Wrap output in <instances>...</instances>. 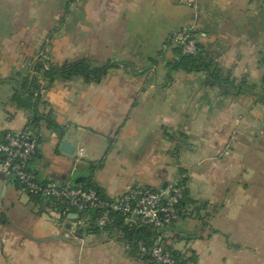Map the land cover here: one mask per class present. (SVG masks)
<instances>
[{"label":"crops","instance_id":"0c3cea01","mask_svg":"<svg viewBox=\"0 0 264 264\" xmlns=\"http://www.w3.org/2000/svg\"><path fill=\"white\" fill-rule=\"evenodd\" d=\"M187 25L222 85L208 71L172 68L181 54L168 37ZM82 58L113 66L100 82L47 86L34 70ZM263 79L264 0H0V140L29 124L38 180L104 198L180 180L172 227L188 238L163 240L197 264H264ZM84 216L66 237L73 213H51L0 176V264H145L129 236L137 221L99 230Z\"/></svg>","mask_w":264,"mask_h":264},{"label":"built area","instance_id":"2783aa9c","mask_svg":"<svg viewBox=\"0 0 264 264\" xmlns=\"http://www.w3.org/2000/svg\"><path fill=\"white\" fill-rule=\"evenodd\" d=\"M80 1L69 0L71 4ZM167 44L177 48L181 55L196 56L199 52L196 27L187 25L173 30ZM37 145L29 124L19 132L5 133L0 140V176L15 180L29 197L43 198L53 214L67 218L76 213L78 217L70 221L71 228L64 234L66 237L72 236L73 230L86 223L84 215L87 213L93 214V224L99 230L112 226L119 214L156 232V238L150 244L136 241L138 254L145 264H197L192 255L166 244L163 232H157L178 221L185 192L183 182L171 180L164 189L130 186L116 197L104 198L93 187L62 184L54 179L38 180L29 168ZM79 152L82 153L83 149L80 148Z\"/></svg>","mask_w":264,"mask_h":264},{"label":"trees","instance_id":"16d2710c","mask_svg":"<svg viewBox=\"0 0 264 264\" xmlns=\"http://www.w3.org/2000/svg\"><path fill=\"white\" fill-rule=\"evenodd\" d=\"M112 66L113 64L109 63L102 64L100 66H92L86 59L82 58L72 61H66L61 65L51 66L47 68L45 67L43 62L39 61L35 64L34 70L45 79L47 86V84L53 82L56 78L68 80L73 77H82L87 82H100L106 75L107 70ZM172 68L185 70L187 72L200 70L208 71L207 81L210 84L217 83L218 85H222L224 82L218 77L214 70L210 69V64L206 62V58L205 56H203L200 47L199 52L196 56L181 55L179 60L175 63V65H173ZM32 83L34 85L35 83H37L36 75L33 76ZM38 88L39 85L36 84V91L38 90ZM48 126L56 127L57 125L50 121V123H48ZM97 190L101 194L99 189ZM112 226H120L123 229H128V226L125 223L124 216L119 214L116 216V220ZM87 230L93 232L98 231L97 228L90 226L87 227ZM156 235L157 234L153 229L138 225L135 226L132 232L129 234V236H131V240L133 239L134 244H136L137 240H143L147 244H150L152 240L156 238Z\"/></svg>","mask_w":264,"mask_h":264},{"label":"water","instance_id":"95a60500","mask_svg":"<svg viewBox=\"0 0 264 264\" xmlns=\"http://www.w3.org/2000/svg\"><path fill=\"white\" fill-rule=\"evenodd\" d=\"M74 147L66 142H63L61 145V150L66 152V153H73L74 151ZM73 215L75 216V219L78 217V215L76 213H73ZM135 218V217H134ZM168 231H177L179 234L182 233L183 231H178L176 228L174 229L173 227H168V228H164V229H160L157 232H168ZM183 238L187 239L188 238V234L187 233H182L181 235ZM98 237V235H97Z\"/></svg>","mask_w":264,"mask_h":264},{"label":"rangeland","instance_id":"374dc122","mask_svg":"<svg viewBox=\"0 0 264 264\" xmlns=\"http://www.w3.org/2000/svg\"><path fill=\"white\" fill-rule=\"evenodd\" d=\"M173 48H175V47H173ZM262 162H264V161H262ZM262 180H264V176L262 177ZM263 210H264V208H262V212H263ZM262 217H263V214H262ZM261 227H264V219L261 221ZM260 246L263 249V246H264V236H263V234L260 237Z\"/></svg>","mask_w":264,"mask_h":264}]
</instances>
